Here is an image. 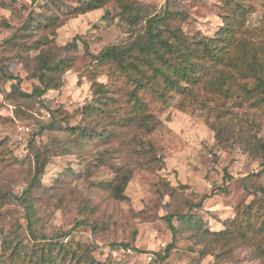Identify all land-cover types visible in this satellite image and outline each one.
Returning <instances> with one entry per match:
<instances>
[{
	"label": "rangeland",
	"instance_id": "1",
	"mask_svg": "<svg viewBox=\"0 0 264 264\" xmlns=\"http://www.w3.org/2000/svg\"><path fill=\"white\" fill-rule=\"evenodd\" d=\"M136 1L149 6L148 13L159 11L166 2ZM262 1L181 0L189 14L181 25L190 36H213L227 21L234 22L238 39L256 35V42L262 44ZM238 2L250 9L237 22ZM0 3L4 4H0V63L12 76L5 79L0 71V251L2 232L27 224L25 205L6 195H24L35 166L33 143L45 152L41 183L29 192L39 231L51 235L59 229L71 230L67 239L88 245L90 254L103 264H160L155 253L169 244L165 264H264V258L250 248L221 249L193 230L183 229L175 217L171 219L178 227L174 232L167 220L177 210L188 211L187 199L202 201L191 212L205 228L221 230L220 219L233 218L244 204L258 199L240 178L251 176L264 183L263 159L246 145L256 139L264 143L263 106H251L239 97L222 105L219 95L201 81L187 85V92L182 93V87H165L163 77L155 76L153 70L145 74L154 90L137 88L117 64L98 62L92 55L132 39L130 26L117 15L114 3L84 13L75 11L78 0ZM30 17H53L57 25L24 35L20 29ZM41 37L48 43L41 46L37 41L39 48L31 47ZM47 45L66 62L57 70L61 74L57 87L39 94L36 87L44 85L38 77L37 55ZM128 61L138 63L133 54ZM221 71L238 74L226 66L209 64L206 82ZM246 79L249 84L255 82L254 77ZM100 84L110 96V117H95L91 125L101 128L107 123L102 130L107 131L105 140L76 138L64 128L40 133L41 126L53 117L62 126L84 122L81 109L94 100ZM14 85L21 94L13 91ZM157 88L164 89V97ZM136 98L143 104L137 118L151 114L155 119L151 127L123 122L135 113ZM120 165L134 168L122 200L100 186L114 177Z\"/></svg>",
	"mask_w": 264,
	"mask_h": 264
},
{
	"label": "trees",
	"instance_id": "2",
	"mask_svg": "<svg viewBox=\"0 0 264 264\" xmlns=\"http://www.w3.org/2000/svg\"><path fill=\"white\" fill-rule=\"evenodd\" d=\"M111 3L118 6L117 15L129 24L132 39L126 44H111L98 55H92L98 62L117 64L119 69L132 79L137 88L149 86L154 90L153 84H150L151 78H146L145 74L147 70H153L155 76L163 77L164 86L170 89L182 87L181 91L184 93L187 92V85L199 84L201 81L206 84L212 94L219 95L222 105H228L229 99L239 97L241 101L251 106L264 107V43L256 42V35L247 39H238V28L233 26L234 22L231 24L227 21L213 36H190L181 25L189 15L181 4V0H166L163 8L159 11H152V13H148L149 6L138 3L136 0H78L75 11L84 13ZM262 6L264 9V0ZM249 9L238 2L234 11V19L238 22L239 18H244ZM51 18L53 17H30L24 22L20 31L24 35H29L43 27L56 26L57 20ZM41 25L43 26L40 27ZM14 38L15 35L9 40L13 41ZM46 39L41 37L35 40L31 47L39 48V45L47 44ZM36 42L39 43L38 46ZM132 54L136 56L138 63L128 61V57ZM64 62L66 60L57 57L52 45L41 49L37 55V68L39 81L44 86L41 89L39 86L36 87L39 94L57 87L61 80V74L57 70L65 65ZM139 64L146 68H131ZM209 64L234 69L239 77L231 71H221L215 79L206 82L205 76ZM3 68L0 63L3 77L11 79L12 76L7 74ZM240 68L246 69L241 70ZM131 69L139 71V74L131 73ZM226 73L227 77L224 76ZM248 77H254L255 82L249 84L246 79ZM13 91L21 94L16 85L13 86ZM155 91L162 97L165 96L163 88H157ZM2 92L5 93V90ZM95 93L97 96L94 100L81 109L84 122L75 126H62L61 122L53 117L50 122L41 126L40 133L64 128L76 138L97 137L105 140L107 131L102 132V130L105 129L107 123L102 120L104 122L101 128L92 126L91 123L97 119L95 117L102 115L110 117L108 108L110 96L106 90H102V84L98 85ZM186 97L189 98L190 95L187 93ZM135 104L137 105L135 113L123 122L125 124L138 122L151 127L150 123H154V117L147 114L138 119L137 111L143 107V104L138 98L135 99ZM231 104L235 105L233 101ZM90 117L93 119L89 120ZM246 145L255 155L263 159L262 164L264 165L263 141L256 139L248 141ZM31 148H34L32 151L35 166L24 195H6L25 205L27 224L25 227L20 225L12 232H2L0 264H103L90 254L88 245H75L67 239L71 235V230L59 229L51 235L38 230L35 221L36 206L29 192L36 184L41 183V176L44 174L42 155L45 152L33 143ZM133 171L134 168L131 165H120L115 168L114 177L110 181L101 183L100 186L109 189L114 198L125 199V190ZM240 181L243 187L256 195L258 199L244 204L233 218L220 219L223 224L221 230L205 228L202 220L191 212L194 207H201L202 201L193 203L189 199H187L189 205L187 212L177 210L167 217L169 227L174 232L178 230V227L171 222V219L175 217L183 229L193 230L200 238L218 244L221 249L228 250L232 246H244L252 249L260 258H264V183L258 182L251 176H243ZM220 188L225 189V186H220ZM78 224H83V222L80 221ZM25 238L28 239L25 240ZM121 245L128 246L126 243H121ZM171 246L172 244H169L164 250L155 253L160 264H165Z\"/></svg>",
	"mask_w": 264,
	"mask_h": 264
},
{
	"label": "built area",
	"instance_id": "3",
	"mask_svg": "<svg viewBox=\"0 0 264 264\" xmlns=\"http://www.w3.org/2000/svg\"><path fill=\"white\" fill-rule=\"evenodd\" d=\"M128 251L130 252L131 250H130V249H128ZM149 259L151 260V259H152V257L150 256V257H149Z\"/></svg>",
	"mask_w": 264,
	"mask_h": 264
}]
</instances>
